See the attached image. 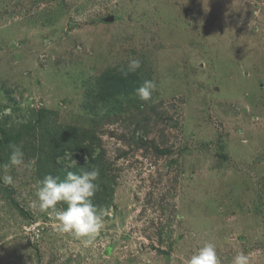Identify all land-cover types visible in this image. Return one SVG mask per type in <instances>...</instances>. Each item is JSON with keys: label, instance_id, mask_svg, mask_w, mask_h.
Wrapping results in <instances>:
<instances>
[{"label": "rangeland", "instance_id": "rangeland-1", "mask_svg": "<svg viewBox=\"0 0 264 264\" xmlns=\"http://www.w3.org/2000/svg\"><path fill=\"white\" fill-rule=\"evenodd\" d=\"M130 56L152 99L100 100ZM4 109L0 165L10 144L24 164L0 168V264H187L209 242L264 264V0H0ZM68 140L61 180L100 171L87 243L32 206Z\"/></svg>", "mask_w": 264, "mask_h": 264}, {"label": "clouds", "instance_id": "clouds-1", "mask_svg": "<svg viewBox=\"0 0 264 264\" xmlns=\"http://www.w3.org/2000/svg\"><path fill=\"white\" fill-rule=\"evenodd\" d=\"M142 68V61L130 56L126 62L119 67L118 72L127 77L137 73ZM157 90L154 80L145 79L135 89V95L142 101L152 99L153 93ZM10 109H4L0 116L8 115ZM11 150L7 164L0 165L5 170L18 167L24 164V152L21 146L10 144ZM73 160L71 165L75 166ZM100 171L93 167L92 170H84L79 173L69 171L65 179L61 180L52 174L45 175L44 179L38 181L39 187L36 191V199L32 206L41 212H47L56 221L57 230L62 233H69L86 243L94 238L103 228L104 210L94 203V197L100 189ZM0 181L5 185H14V178L11 174L0 176ZM65 204V208L58 207ZM187 264H222L217 247L214 243H205L194 252L187 261ZM232 264H250L249 256L243 252L237 253Z\"/></svg>", "mask_w": 264, "mask_h": 264}, {"label": "trees", "instance_id": "trees-1", "mask_svg": "<svg viewBox=\"0 0 264 264\" xmlns=\"http://www.w3.org/2000/svg\"><path fill=\"white\" fill-rule=\"evenodd\" d=\"M118 69L119 68L112 71H108L104 73V75L101 77L100 82L98 84V96L100 100H106L107 98L112 96L127 94L128 92L135 91V89L139 87V71L135 74H130L125 78L118 72ZM66 143L64 151L60 150L59 152L51 156L54 163L53 166H51L50 168H45L43 169V171L41 165L39 166L38 175L40 180H43L45 175L47 174H52L53 176L59 177L60 170L58 158L61 157V159H63L65 151H69L71 153L82 152V145L77 143L75 140H68V142ZM42 163H45V161H43Z\"/></svg>", "mask_w": 264, "mask_h": 264}]
</instances>
